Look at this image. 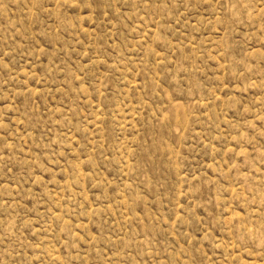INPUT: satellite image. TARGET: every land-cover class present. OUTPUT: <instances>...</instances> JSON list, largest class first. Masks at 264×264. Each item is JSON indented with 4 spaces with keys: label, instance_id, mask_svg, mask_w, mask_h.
Returning <instances> with one entry per match:
<instances>
[{
    "label": "rangeland",
    "instance_id": "obj_1",
    "mask_svg": "<svg viewBox=\"0 0 264 264\" xmlns=\"http://www.w3.org/2000/svg\"><path fill=\"white\" fill-rule=\"evenodd\" d=\"M0 264H264V0H0Z\"/></svg>",
    "mask_w": 264,
    "mask_h": 264
}]
</instances>
